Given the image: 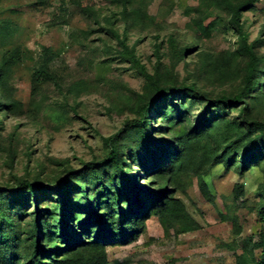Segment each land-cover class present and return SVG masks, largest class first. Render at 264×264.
<instances>
[{
	"label": "trees",
	"instance_id": "1",
	"mask_svg": "<svg viewBox=\"0 0 264 264\" xmlns=\"http://www.w3.org/2000/svg\"><path fill=\"white\" fill-rule=\"evenodd\" d=\"M74 1L85 13L99 18L92 3ZM110 1L120 8L125 27L122 34L116 30L113 13L104 15L107 29L145 79L142 91L131 90L135 96L128 107L135 117L119 132L103 136L101 160L85 162L82 168L69 167L65 176L47 183L39 177H24L12 186H0V264H108V244L130 240V233L153 215L166 228L175 225L182 233L196 228L183 201L176 197L185 177L193 173L204 189L206 176L218 165H233L241 175L255 166L263 167L264 38L252 39L243 19L259 0H200L198 16L189 23L196 39L210 37L218 24L237 36L235 48L198 52L201 64L192 76L232 86L219 95L203 90L196 77L181 79L175 71L195 46H181L170 35V65L158 55L150 70L140 62L135 47L127 44L131 28L142 30L156 24L157 18L148 11L152 0ZM212 9L220 10L225 18L220 20L219 14V20L205 24ZM10 31L5 21L0 36ZM50 52L51 48H45L44 55ZM17 59L13 52L0 58V111L14 106L8 76ZM38 71L55 79L46 63ZM84 84L75 82L70 91L78 95L86 88ZM194 105L202 106L204 112L192 121ZM234 111L238 115H232ZM4 128L1 118L0 136ZM138 166L152 173L151 184L140 182ZM239 188L237 196L243 193ZM30 204L33 209L28 211ZM258 205L257 215L264 226V184ZM255 246L262 248L261 259L255 258L253 250L246 251L238 264H264V229Z\"/></svg>",
	"mask_w": 264,
	"mask_h": 264
},
{
	"label": "rangeland",
	"instance_id": "2",
	"mask_svg": "<svg viewBox=\"0 0 264 264\" xmlns=\"http://www.w3.org/2000/svg\"><path fill=\"white\" fill-rule=\"evenodd\" d=\"M80 1L92 3L99 18L85 13L74 0H0V31L5 21L11 26L10 33L0 36V58L5 52L18 56L8 76L14 106L0 111L5 127L0 136V186H12L24 177H39L47 183L65 176L69 167L82 168L85 162L101 160L105 154L103 136L119 132L135 117L128 107L135 96L131 90L142 91L145 79L104 19V15L116 13L114 27L122 34L125 25L120 8L110 0ZM199 4L200 0L151 1L148 11L157 18L156 24L127 32V44L135 47L142 64L152 70L160 55L169 66L167 40L173 35L181 46H195L175 68L181 79L189 76L192 81L201 64L198 52L218 53L236 47V34L221 24L210 37L196 39L189 23L198 16ZM212 11L205 24L218 19L219 14L224 20L220 10ZM243 19L252 39L264 38V0L246 11ZM48 47L51 52L44 55ZM43 63L54 80L38 71ZM197 80L213 95L232 90V86L205 76ZM80 81L86 88L77 95L70 88ZM193 107L191 120L195 121L204 110L199 105ZM262 168L264 163L241 175L233 165H218L206 176L204 189L193 173L185 177L176 197L183 201L196 228L182 233L175 225L166 228L153 215L130 233V240L108 244V264H238L240 254L251 250L260 260L262 248L255 244L264 229L257 215L264 184ZM139 174L142 184L153 181L145 166L137 167ZM239 186L243 193L237 196ZM27 209L31 211L32 204Z\"/></svg>",
	"mask_w": 264,
	"mask_h": 264
}]
</instances>
